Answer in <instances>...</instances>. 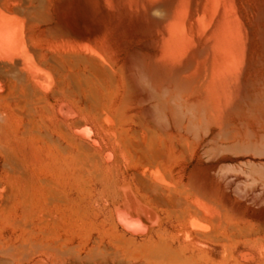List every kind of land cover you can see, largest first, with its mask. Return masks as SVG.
<instances>
[{
  "label": "bare ground",
  "instance_id": "6f19581e",
  "mask_svg": "<svg viewBox=\"0 0 264 264\" xmlns=\"http://www.w3.org/2000/svg\"><path fill=\"white\" fill-rule=\"evenodd\" d=\"M172 3L154 9L170 17ZM14 40L15 32L0 21V73L12 69L7 76L16 73L7 60ZM203 48H194L196 54L186 61L183 45L134 60V84L145 93L142 101L153 103L146 115L151 121L133 123L136 115L120 112L105 144L80 120L69 121L68 108L61 107V118L44 113L42 97L24 76L5 78L6 90L0 84V181L19 170H38L39 187L34 193L17 189L10 205L0 198V245L8 252L0 255V264H264V228L230 220L228 208L218 203L210 171L187 174L186 155L197 154L189 147V135L210 153L213 148H206L218 137L241 136L230 130L233 114L241 117L246 106L262 110V98L252 93L250 83L236 71L230 76L223 65L211 68ZM65 59L71 67L70 57ZM13 77L20 87L13 88ZM122 90L124 81L118 83V95ZM21 93L32 99L24 100ZM115 95L106 108L114 106ZM261 135L241 150L264 156ZM233 144L228 147L240 148Z\"/></svg>",
  "mask_w": 264,
  "mask_h": 264
},
{
  "label": "rangeland",
  "instance_id": "374dc122",
  "mask_svg": "<svg viewBox=\"0 0 264 264\" xmlns=\"http://www.w3.org/2000/svg\"><path fill=\"white\" fill-rule=\"evenodd\" d=\"M195 1L0 0V21L15 32L7 60L11 65L8 67L16 73L8 76H24L42 97L44 113L61 118V107L68 108L69 121L80 120L79 124L88 130L91 128L92 137L103 139L105 144L112 129L118 126L120 112L136 115L133 123L151 121L146 115L153 103L143 102L145 93L134 84L131 70L134 60H148L162 54L169 45H183L188 50L186 61L204 47L209 52L211 68L215 64L223 65L230 70V76L236 71L250 83L252 93L262 98V110L246 106L241 117L233 114L230 130L238 131L241 136L237 134L232 140L218 137L206 148H213L212 152L216 149L213 154L198 148L199 141L189 135V147L197 148V154L191 159V153H187V174L197 169L205 176L210 171L218 203L228 208L230 220L253 225L256 229L264 228V156L246 147H243L246 152L241 150L243 144L247 145L252 139L260 141V135H264V0ZM168 2L176 5L173 16L167 17L154 9ZM190 46L196 52L190 50ZM68 56L71 67L65 59ZM80 58L83 61L80 62ZM7 72L6 75L0 73L2 87L10 73ZM72 73L74 81L69 78ZM14 77L12 79L16 80ZM123 81L125 90L118 95V83ZM18 86L21 84L17 79L13 88ZM3 89L6 90V86ZM114 93V106L107 109L105 105ZM19 96L24 100L30 98L26 93ZM247 128L254 137L247 136ZM233 143L240 148L230 149L228 145L233 147ZM2 164L1 161L0 177ZM13 173L0 181V198L9 205L17 189L34 193L39 187L38 170ZM4 253H8L7 249L0 245V255Z\"/></svg>",
  "mask_w": 264,
  "mask_h": 264
}]
</instances>
